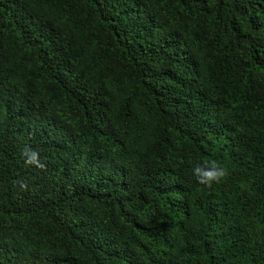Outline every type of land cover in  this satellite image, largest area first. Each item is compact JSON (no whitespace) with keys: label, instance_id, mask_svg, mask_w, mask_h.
Listing matches in <instances>:
<instances>
[{"label":"trees","instance_id":"trees-1","mask_svg":"<svg viewBox=\"0 0 264 264\" xmlns=\"http://www.w3.org/2000/svg\"><path fill=\"white\" fill-rule=\"evenodd\" d=\"M0 264H264V0H0Z\"/></svg>","mask_w":264,"mask_h":264},{"label":"clouds","instance_id":"clouds-1","mask_svg":"<svg viewBox=\"0 0 264 264\" xmlns=\"http://www.w3.org/2000/svg\"><path fill=\"white\" fill-rule=\"evenodd\" d=\"M33 162L40 166L35 152H32L29 160L26 161V163ZM193 175L198 183L210 186L214 182H219L224 177L225 171L215 161H211L204 166H196L193 169Z\"/></svg>","mask_w":264,"mask_h":264}]
</instances>
